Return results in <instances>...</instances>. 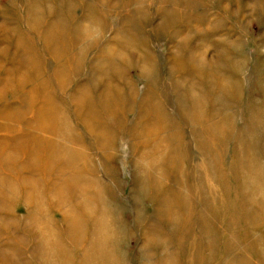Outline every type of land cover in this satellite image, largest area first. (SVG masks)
I'll use <instances>...</instances> for the list:
<instances>
[{
	"label": "bare ground",
	"instance_id": "6f19581e",
	"mask_svg": "<svg viewBox=\"0 0 264 264\" xmlns=\"http://www.w3.org/2000/svg\"><path fill=\"white\" fill-rule=\"evenodd\" d=\"M28 1L27 15L28 9L32 13L38 9L32 0ZM171 9L175 10L174 4ZM171 9L167 12L176 16ZM26 19H30L26 21L31 22L30 30L38 31V37H42V47L33 30L24 31L21 26L9 28L7 23L0 26L1 41L16 43L21 51L18 58L24 59L23 65L13 71L5 65L10 62L12 51L0 49V264H129L121 248L131 233L121 208L124 204L120 205V197L115 195L118 187L115 184L119 183L115 163L122 162L124 144L137 155L134 162L137 209L143 204L137 198L148 201L146 197L152 186L160 184L155 176L174 178L180 190L174 193L167 188L164 192L161 190L167 185L164 183L157 187L159 204L154 217L150 213L144 218L151 223L144 232L149 247L153 238L156 243L152 245L167 254L162 258L161 254H150L143 261L253 264L247 259L236 261L232 254L219 259L224 239L219 234L223 221L238 219L237 228L249 221L250 215L241 210L247 203H253L249 184L264 191V164L260 162L256 143V138L261 137L259 127L250 124L248 135L253 141L249 148L245 144L250 153H240L243 158L239 154L235 156L234 170L225 173L221 158L222 147L228 143L223 142L225 131L217 118H206L207 103L196 84L185 90L180 87L182 98L192 94L191 104L185 105L186 111L176 106L175 113H165L164 104L158 98L154 104L150 103L149 96L138 104L135 97L141 94L139 90L133 87L132 98L127 97L124 85L121 87L113 80L126 82L124 48L105 45L100 53V61L106 60L102 64L105 75L88 80L81 71L92 45L81 47L72 38L64 42L58 33L39 30L37 19L30 15ZM86 32L84 36L88 38ZM132 38L129 44L140 48L137 38ZM145 55L148 57L139 54L141 71L150 80L153 69L152 61L148 60L152 57ZM193 57L194 54L188 61L194 67ZM52 59L55 65H51ZM176 63L184 70L189 66L179 58ZM105 77L110 79L104 82ZM181 83L183 79L179 80ZM151 88L154 99L156 85L151 84ZM253 115L257 118L256 113ZM248 117L249 114L246 120ZM234 132L232 128L231 137ZM232 142L230 138L227 150ZM231 148L230 152L233 144ZM37 171L44 172L42 178ZM211 176L215 177L217 189L209 186ZM235 184H241L238 196L233 189ZM218 187L231 204L224 209L216 206L215 211L210 209L204 214V209L196 204L209 205L208 190L214 188L218 195L211 197L216 203V198L221 196ZM20 203L28 208L22 217L14 212ZM152 206H155L153 202ZM51 209L59 211L62 219L52 218ZM142 210L135 211L138 221L142 220ZM227 228L231 229L230 236L234 228ZM224 242L227 247L229 241ZM171 249H177V254ZM261 250L262 253L256 254L260 264H264V247Z\"/></svg>",
	"mask_w": 264,
	"mask_h": 264
},
{
	"label": "rangeland",
	"instance_id": "374dc122",
	"mask_svg": "<svg viewBox=\"0 0 264 264\" xmlns=\"http://www.w3.org/2000/svg\"><path fill=\"white\" fill-rule=\"evenodd\" d=\"M32 1V5H38V9L34 10L33 13L28 9L27 15L28 0H0V26L7 23L10 24L9 28L21 26L24 31H31L33 30H30L29 27L31 22L26 23V21H30V19H26V16L29 17L30 15L37 19L38 28L39 30L42 28L43 32L47 29L53 33H58L64 42L72 38L81 47L87 46V44L92 45L86 63L84 62L83 70L81 67V72L85 73L82 77L88 80L105 75L106 70L102 64L106 60L100 61L101 49L105 45L111 44L124 48L126 55H123V71L127 84L118 79H113L114 77L111 79L114 80L115 84H120L121 87L124 85L127 97L132 98L130 91L133 87L139 90L141 94L135 97L138 104H141L143 98L147 96L150 97L149 102L152 104L158 98L166 108L165 113H175L176 106L177 109L185 110L187 102L191 104L192 94L188 95L186 99L182 98L180 87L185 90V88L190 89L191 85L196 84L197 91L207 103V108L204 110L206 118H217L216 120L222 123L220 127L225 131L226 140L223 142L228 143L222 147L221 155L223 167L226 170L224 172L234 170L235 156L239 154L243 158L244 155H240V153H245V151L250 153V149H247L245 144L249 148V144L253 141L248 135L252 126L251 123L256 128L259 127L261 137L256 138V143L259 144L261 153L260 162L264 164V0ZM172 4H174L175 10L171 9ZM169 8L176 16L167 12ZM58 27L62 29H58ZM33 31L31 32L36 36L41 46L43 44L42 37H38V31ZM85 31H87L88 38L84 36ZM131 36L137 38V44L140 48L129 44V41L133 39ZM1 39L3 40V38H0V49L10 48L12 51L9 58L10 62L5 63V65L9 69L17 71L24 61V59L21 61L18 58V53L20 55L21 51L19 48L17 49L16 43L11 45L9 41H1ZM40 46L38 47L40 48ZM146 53L152 57L148 60L152 61L150 67L153 69L149 73L150 80L141 71L142 62H140L139 54L147 58ZM193 54L195 55L193 57L194 63L196 61L194 67L188 61ZM176 58L186 62L189 66L185 70L180 68L176 63ZM53 60L50 62L51 65H55ZM85 65L87 66L86 69H84ZM108 79L110 78L105 77L103 80L106 82L105 80ZM182 79L184 83L179 84V80ZM151 84H155V89H157V92H154V99L151 98L153 91ZM254 113L257 114V118L253 115ZM247 114H249L248 120H246ZM247 125H249L248 129ZM19 126L21 125L19 124ZM232 128L235 129L233 137H231ZM186 130L188 131L189 128ZM227 134L228 136H226ZM230 138L233 139V142L227 150ZM232 144L234 148L230 152ZM121 152L123 153L122 162L115 163L116 178L119 181L118 184H115L118 186L115 189V195L120 197V199L118 198L121 202L120 205H125L121 208L124 210L123 215L124 218L126 217L127 226L131 233L127 238V243L121 249L126 253L129 264H149L147 260L143 261L146 256L161 254L160 257L162 258L167 253L163 254L162 248L152 245L156 241L152 240L153 238L151 239V247H149L145 232L149 230L151 223L145 221L144 218H147L150 213L153 217L155 216L154 211L160 200L157 198L159 190L157 187L160 184H167L161 188V190L164 189V192H167L165 190L167 188H169L168 192L173 191L174 193H180V190L174 178L165 176V178L160 179L155 176L160 184L155 183L152 186V191L146 197L155 206H152V202L149 200L146 201L144 198L141 200L138 197L137 200L143 201V204L137 209L134 197L137 195L134 184V162H136L135 157L137 155L129 150V146L126 144L121 147ZM242 171L246 170L243 169ZM43 173L38 172V175L42 178ZM101 177L107 180L104 174H101ZM209 183L211 184L209 186H214L217 189L214 176H211ZM240 185L235 184L233 186L237 196ZM247 187L253 189L251 196L253 203L250 205L247 203L241 210L244 214L250 215L249 223L247 222L246 225L239 224L237 228L238 219L222 222L223 226L220 227L222 234L221 236L219 234V237H223L224 241H229V244L225 247L226 243L221 240L223 249L222 258L220 256L219 259L229 258L232 254L236 257V261L247 259L251 260L253 264H260V259L256 253H262L260 251L264 247V206H262L264 191L256 190L259 188L254 184H249ZM215 188L213 189L214 192L208 190L209 205L206 203L202 206L196 204L199 208L204 209V214L210 209L215 211L216 206L224 209L231 204L230 198L225 197L224 191L220 190V187L218 188L221 196L216 198L215 203L214 198L211 197L213 194L214 196L218 195ZM45 193L48 194V192ZM162 194H159V197ZM241 196L248 198L245 194ZM172 198H174V194ZM126 207L130 209L131 214ZM140 208L143 209L142 220L138 221V214L135 215V211L140 210ZM27 210V206L20 203L16 205L14 212L22 217L27 213ZM50 216L56 220H61L63 215L59 211L51 209ZM141 221L145 223L139 224ZM228 226L234 228V232L230 236L231 229H228ZM240 226H244V228L241 230ZM168 236V234L165 236L166 241ZM144 244L147 246L145 247ZM257 248L256 252L255 249ZM171 251L173 253L176 251L174 254H177V249H171ZM209 253L210 251L207 252V254Z\"/></svg>",
	"mask_w": 264,
	"mask_h": 264
}]
</instances>
